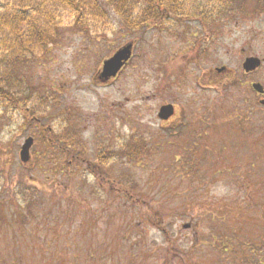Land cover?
Wrapping results in <instances>:
<instances>
[{"label":"rangeland","instance_id":"rangeland-1","mask_svg":"<svg viewBox=\"0 0 264 264\" xmlns=\"http://www.w3.org/2000/svg\"><path fill=\"white\" fill-rule=\"evenodd\" d=\"M98 1L106 20L85 31L57 8V41L19 69L20 108L0 105V264H264V16L128 30ZM129 44L130 63L100 79ZM248 57L262 66L246 73ZM66 127L83 143L73 166L41 143ZM142 140L148 154L119 158Z\"/></svg>","mask_w":264,"mask_h":264},{"label":"trees","instance_id":"trees-1","mask_svg":"<svg viewBox=\"0 0 264 264\" xmlns=\"http://www.w3.org/2000/svg\"><path fill=\"white\" fill-rule=\"evenodd\" d=\"M104 2L113 8L128 30H137L151 23L163 26L172 19L181 22L199 20L206 26H215L236 19L250 21L264 16V0H104ZM58 7L74 11L77 16L76 25L83 31L88 29V17L106 20V13L102 11L98 0H0V105L10 104L17 109L20 108L26 79L19 69L29 54L37 52L46 54L50 44L57 41L60 30L55 21V12ZM35 110H32V119L36 117ZM43 132L46 133L47 130ZM43 132L41 143L47 149L57 151L55 159L69 153L71 155L69 166H73L80 159L77 151L83 143L77 133L69 127L65 128L63 135L60 134L57 138L51 136L47 141ZM148 152V143L145 140L130 141L117 155L120 159L137 161ZM114 156L113 151L99 153L100 164L105 165ZM23 195L31 197L28 189L21 190V196ZM0 210L2 211L0 220H3L7 215L3 216L5 211L2 207ZM19 216L22 220L26 219L23 213Z\"/></svg>","mask_w":264,"mask_h":264},{"label":"water","instance_id":"water-1","mask_svg":"<svg viewBox=\"0 0 264 264\" xmlns=\"http://www.w3.org/2000/svg\"><path fill=\"white\" fill-rule=\"evenodd\" d=\"M133 54V44H129L120 50H118L113 57L106 60L104 62L103 70L100 75V79L102 80H109L111 78H115L121 72V70L126 66L129 62ZM262 65V61L258 57H249L245 60L243 64V69L247 72L256 71ZM220 69L219 71H223ZM253 89L261 94L264 95V88L261 84L255 83L253 84ZM264 105V101L261 102ZM174 114V108L171 105L163 106L161 108L159 117L163 120L170 118ZM34 145V139L32 137L28 138L21 149V160L24 162H28L30 160V151Z\"/></svg>","mask_w":264,"mask_h":264}]
</instances>
